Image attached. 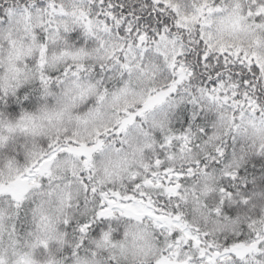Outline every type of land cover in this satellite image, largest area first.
<instances>
[{
  "label": "clouds",
  "instance_id": "1",
  "mask_svg": "<svg viewBox=\"0 0 264 264\" xmlns=\"http://www.w3.org/2000/svg\"><path fill=\"white\" fill-rule=\"evenodd\" d=\"M0 264H264V0H0Z\"/></svg>",
  "mask_w": 264,
  "mask_h": 264
}]
</instances>
